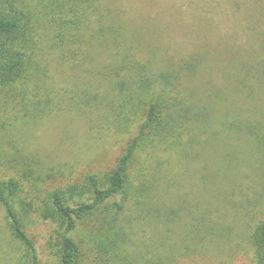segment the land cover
<instances>
[{
  "label": "trees",
  "instance_id": "trees-1",
  "mask_svg": "<svg viewBox=\"0 0 264 264\" xmlns=\"http://www.w3.org/2000/svg\"><path fill=\"white\" fill-rule=\"evenodd\" d=\"M128 24L119 9L102 0H0V116L9 118L8 108L33 120L66 110L94 113L108 136L128 137L110 170L53 190L42 210L17 170L5 171L15 167L17 155L0 151V205L13 239L25 250L23 264L41 261L25 218L32 210L38 209L40 220L58 224L49 243L55 264H115L138 215L149 217L155 229L172 220L174 211L164 205L177 179L168 174L170 162L193 157L210 122L208 110L190 99L194 92L183 90L206 57L157 64L139 54L141 35ZM259 37L250 52L264 53V31ZM232 64L264 69V57ZM60 69L67 75L58 76ZM225 77L232 80L233 73ZM82 81L85 92L76 87ZM94 82L102 83V90L92 89ZM9 124L4 120L1 126ZM204 167L208 172L209 165ZM24 168L29 178L33 169ZM252 241L255 264H264V219Z\"/></svg>",
  "mask_w": 264,
  "mask_h": 264
},
{
  "label": "rangeland",
  "instance_id": "rangeland-1",
  "mask_svg": "<svg viewBox=\"0 0 264 264\" xmlns=\"http://www.w3.org/2000/svg\"><path fill=\"white\" fill-rule=\"evenodd\" d=\"M102 1L119 9L122 20L140 33V55L160 65L206 57L183 90L194 92L190 99L210 113L194 156L170 162L168 174L177 179L169 185L164 205L174 211L172 220L155 229L149 217L138 215L127 249L115 264H146L147 258L159 264H255L252 234L264 219V69L239 70L232 61L264 57L250 52L264 31V0ZM60 68L75 72L67 65ZM60 70L58 76L67 75ZM227 73H233L232 80ZM100 84L94 82L92 89L102 90ZM76 87L87 89L83 81ZM5 112L9 118L0 116V151L18 157L15 167L5 171L17 170L41 210L48 209L45 201L53 190L110 170L128 138L108 136L94 113L66 110L33 120L17 117L9 108ZM4 120L12 126L3 128ZM27 166L33 169L29 178ZM36 210L25 216L28 233L40 264H55L49 243L55 241L58 224L40 220ZM24 252L0 205V264H23Z\"/></svg>",
  "mask_w": 264,
  "mask_h": 264
}]
</instances>
